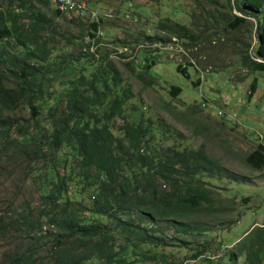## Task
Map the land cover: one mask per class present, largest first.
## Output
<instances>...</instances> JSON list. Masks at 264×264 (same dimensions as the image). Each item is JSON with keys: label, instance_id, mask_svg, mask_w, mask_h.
<instances>
[{"label": "trees", "instance_id": "trees-1", "mask_svg": "<svg viewBox=\"0 0 264 264\" xmlns=\"http://www.w3.org/2000/svg\"><path fill=\"white\" fill-rule=\"evenodd\" d=\"M155 1L167 9L174 2ZM192 1L197 12L172 7L155 23L167 37L143 33L138 44L173 37L185 50L202 41L221 45V37L246 24L239 67L264 72V0ZM51 2L0 0V180L6 168L7 176L18 171L36 196L35 204L25 199L17 210L8 201L0 211V236L15 243L8 264H182L199 256L212 264L205 256L210 227L200 219L221 210L211 186L226 178L241 193L246 177L225 169L202 145L180 143L160 119L127 121L122 110L129 86L106 51L94 58L101 17L81 22L79 8L78 16L66 19L70 12L43 10ZM84 9L92 10L86 3ZM59 17L78 34L60 31L54 23ZM75 40L81 44L68 50ZM155 51L142 47L133 56L136 76L147 85L155 80L149 73ZM186 68L175 66L189 78ZM189 82L198 85V79ZM256 83L253 77L248 98ZM167 93L176 96L180 88L171 85ZM243 161L262 170L264 146L257 143ZM227 193L234 197L236 189ZM239 201L247 205L250 197ZM238 256L245 264H264V225L243 232L228 252L231 261Z\"/></svg>", "mask_w": 264, "mask_h": 264}, {"label": "rangeland", "instance_id": "rangeland-1", "mask_svg": "<svg viewBox=\"0 0 264 264\" xmlns=\"http://www.w3.org/2000/svg\"><path fill=\"white\" fill-rule=\"evenodd\" d=\"M77 1L86 3L88 8L95 11V19L101 17L98 26L99 50L94 55L95 60L100 52L106 51L119 69L124 83L129 86L131 95L123 106V117L130 122L142 117L160 119L167 125V130L177 135L176 139L180 143H184L190 149L202 145L204 152L218 160L225 169L246 177V187L240 190L241 193L239 188L226 178L211 186V191L217 194V202L223 213L219 209L213 216L200 217L201 221L210 227L206 236L212 243L205 255L206 258L212 259V264H245L243 256L231 261L228 252L245 230L256 225H264V168L255 170L243 161L244 156L257 143L264 146V72H247L238 64L237 54L241 42L246 38L244 32L247 25H241L237 31L221 37V45L217 40L207 43L202 41L199 45L185 50L180 41L173 37L165 44H138L136 39L142 37L143 33L150 35L160 33L167 37L156 28L155 23L172 7L197 12L194 1L167 2L168 9L159 6L155 0ZM50 9H54L52 2L49 9L43 8L47 12ZM232 13L240 15L234 9ZM88 14L89 11L85 10L84 16H80V21L89 20ZM74 15L77 14H65V18ZM179 19L188 24V14L185 12L180 13ZM54 23L60 31L66 29L71 35L78 34V27L67 23L64 17L56 18ZM225 37H228L227 42ZM233 40L236 44L235 49L232 45ZM59 42L66 44L63 39H59ZM74 43V46H68V50L81 44V40H75ZM121 44L126 48L121 47ZM142 47L157 50L151 54V59L155 61L149 69V73L155 77L151 85L145 84L136 76L133 56ZM121 53L125 57L120 56ZM124 62L128 63L127 67L123 65ZM178 63L187 67L189 78L176 71L175 66ZM187 63H191L192 67ZM253 77L257 83L252 96L248 98V85ZM196 79L198 85L193 86L189 81ZM171 85L180 88L178 95L171 96L167 93ZM200 103H205L206 106H201ZM217 107L221 109L220 114L215 112ZM21 115L24 116L25 113L22 112ZM114 122L120 125L121 120L116 118ZM10 169L2 171L5 179L0 180V211L6 210L8 201H12L17 210L25 199L36 203L31 183L28 180L24 181L18 171H12L7 176L6 172ZM234 189L236 196L232 197L227 191ZM241 195H249V204L240 205ZM218 205L216 203L217 207ZM21 238L22 236L18 235L15 241H20ZM219 242L223 244L220 248ZM14 248V241L0 236V264H8L10 251ZM23 248L21 246L19 251L22 252ZM222 249L225 251L224 254L221 252ZM182 252L185 253L186 250L182 249ZM182 264L207 263L204 257L199 256Z\"/></svg>", "mask_w": 264, "mask_h": 264}, {"label": "built area", "instance_id": "built-area-1", "mask_svg": "<svg viewBox=\"0 0 264 264\" xmlns=\"http://www.w3.org/2000/svg\"><path fill=\"white\" fill-rule=\"evenodd\" d=\"M53 5L55 8H57L60 12H70L73 14L79 15L78 9L81 8L83 9V14H84V7L85 4L80 3L77 0H52ZM89 17L94 16L96 13L94 11H89Z\"/></svg>", "mask_w": 264, "mask_h": 264}, {"label": "clouds", "instance_id": "clouds-1", "mask_svg": "<svg viewBox=\"0 0 264 264\" xmlns=\"http://www.w3.org/2000/svg\"><path fill=\"white\" fill-rule=\"evenodd\" d=\"M241 15V14H240ZM257 61H259V59L257 58L256 59ZM213 105V104H212ZM201 106H206L205 105V103H201ZM215 112H216V114H220L221 113V109H219L218 107L216 108V110H215ZM191 261H193V260H191ZM185 262V261H184Z\"/></svg>", "mask_w": 264, "mask_h": 264}]
</instances>
